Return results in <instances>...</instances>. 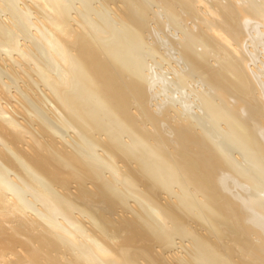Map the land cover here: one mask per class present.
<instances>
[{
  "label": "bare ground",
  "instance_id": "1",
  "mask_svg": "<svg viewBox=\"0 0 264 264\" xmlns=\"http://www.w3.org/2000/svg\"><path fill=\"white\" fill-rule=\"evenodd\" d=\"M263 50L264 0H0V264H264Z\"/></svg>",
  "mask_w": 264,
  "mask_h": 264
},
{
  "label": "rangeland",
  "instance_id": "2",
  "mask_svg": "<svg viewBox=\"0 0 264 264\" xmlns=\"http://www.w3.org/2000/svg\"><path fill=\"white\" fill-rule=\"evenodd\" d=\"M101 3V2H100ZM100 3L98 4V5H100ZM104 6H105V4H104ZM5 13V12H4ZM4 13H2L3 14V16H9L10 17V15H9V13L6 11V13H5V15H4ZM35 15V14H34ZM154 21H152V23H151V27H155V25H154ZM152 25H154V26H152ZM169 27H171L170 25H169ZM157 28V29H156ZM156 28H154L155 30H157V31H155L153 28V30H154V33L155 32H157V33H155V35L158 37V39L159 40H161V42H162V51H164L165 53H164V57L165 58H159V56H156L155 58H148L149 59V63H150V67H152V69H150V70H148L147 72H153V77L154 78H156L155 79V86H154V88H153V93H154V97H155V99H156V101H155V99H154V103L155 104H157V102L160 104H162V103H165V102H169V101H167V100H170V103H173L174 104V107H176L177 109L178 108H181V109H178V111H179V113L182 115L183 113V116H186V115H189V114H185V113H187V112H191L190 114H195V111L196 112H198L199 110H198V108L196 107L197 105H195L197 102H195V100L197 101V99H196V97H194V96H196L195 95V90L194 89H192V88H196V89H198V88H200L201 87V83H199V81H198V83H197V81L195 82V81H192V83H191V80H190V84L188 85V87L187 86H177L178 84H176V81H175V77H176V75H177V72H179L180 70H183V68H184V63L182 62V60H180L179 59V55H178V51L174 48V50H173V48H172V45H171V43H169V40L167 39V38H169L170 37V35H171V32L172 33H175L176 31L174 30V29H172V27H171V29L170 28H166V29H159V27H156ZM166 31V32H165ZM174 31V32H173ZM170 34V35H169ZM167 40V41H166ZM25 40H21V42L22 43H25L26 42V44L28 43V44H30L31 43V41L30 40H26L25 42H24ZM163 42H166V43H163ZM171 45V46H170ZM168 49V50H167ZM170 50V51H169ZM175 51V52H174ZM42 52V51H41ZM174 53V54H170V53ZM260 59H263L264 58V50L263 51H261L260 53ZM172 57H170V56ZM178 57V58H176V56ZM43 56V57H42ZM173 56H175V59H174V57ZM42 57V58H41ZM47 57H46V54L44 55V52H42V54L40 55V60H42V62H45L44 64H46V61L44 60V59H46ZM153 59V60H152ZM179 60V61H178ZM177 61V62H176ZM182 62V63H181ZM8 63H9V65L11 64V62L10 61H8ZM181 63V64H180ZM22 65H26V66H28V63H25V62H23V64ZM181 67H180V66ZM252 65H254L253 63H252ZM177 68H180V69H177ZM183 66V67H182ZM16 68V67H15ZM174 68H175V70H174ZM162 71L164 72V73H162ZM168 73H167V72ZM157 74V75H155V73ZM160 74V75H159ZM162 74H164V75H162ZM169 74V75H168ZM155 75V76H154ZM173 75H175V76H173ZM157 76V77H156ZM167 76L168 77H170V80L171 81H169V79L167 78ZM153 78V79H154ZM162 78V79H161ZM164 78H167V79H164ZM174 79V80H173ZM164 80H166V81H164ZM170 82H174V83H170ZM193 84V85H192ZM193 86V87H192ZM198 86V87H197ZM162 87V88H161ZM184 89H183V88ZM186 87V88H185ZM193 90V92H191L192 90ZM164 90V91H163ZM155 92H159L158 94L157 93H155ZM190 93V94H189ZM156 94H157V96H156ZM176 98V100H177V102H176V100H175V98ZM167 98V99H166ZM180 98V99H179ZM188 99V101H186ZM195 99V100H194ZM172 100V101H171ZM182 100V101H181ZM165 101V102H164ZM175 101V102H174ZM178 101H179V103H178ZM191 101H193L192 103H194L193 105H192V103H191ZM180 102H182V103H180ZM187 102H189V103H191V106H192V108H191V106H190V104L189 103H187ZM182 104V105H181ZM189 106V107H188ZM189 108V109H188ZM181 110V111H180ZM194 111V112H193ZM182 112V113H181ZM48 139H50L49 137H47ZM173 198V197H172ZM174 199V198H173ZM126 213H127V211H126ZM86 219V218H85ZM87 220V219H86ZM177 242H179V239L177 240ZM187 243V242H186Z\"/></svg>",
  "mask_w": 264,
  "mask_h": 264
}]
</instances>
